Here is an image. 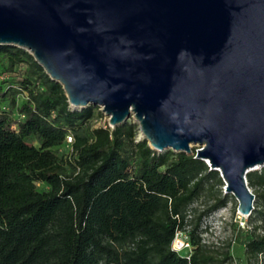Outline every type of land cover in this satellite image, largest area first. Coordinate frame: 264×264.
Here are the masks:
<instances>
[{
  "label": "water",
  "instance_id": "95a60500",
  "mask_svg": "<svg viewBox=\"0 0 264 264\" xmlns=\"http://www.w3.org/2000/svg\"><path fill=\"white\" fill-rule=\"evenodd\" d=\"M0 44L27 49L72 108L149 146L193 152L249 215L264 166V0H0Z\"/></svg>",
  "mask_w": 264,
  "mask_h": 264
},
{
  "label": "trees",
  "instance_id": "16d2710c",
  "mask_svg": "<svg viewBox=\"0 0 264 264\" xmlns=\"http://www.w3.org/2000/svg\"><path fill=\"white\" fill-rule=\"evenodd\" d=\"M102 115L92 103L72 108L61 82L32 53L0 44V264H211L231 258L218 259L197 234L203 216L225 206L228 194L187 227L189 205L211 179L224 185L219 171L195 150L149 146L137 138L136 121L95 125ZM247 174L264 185V166ZM180 230L188 231L189 254L173 247ZM245 250L249 264H264V234L252 232Z\"/></svg>",
  "mask_w": 264,
  "mask_h": 264
},
{
  "label": "rangeland",
  "instance_id": "374dc122",
  "mask_svg": "<svg viewBox=\"0 0 264 264\" xmlns=\"http://www.w3.org/2000/svg\"><path fill=\"white\" fill-rule=\"evenodd\" d=\"M128 120L132 122L136 121L135 117H131ZM107 121L109 122L108 114L103 111V115L96 117L93 122L95 125H101ZM138 132L137 138L139 139L141 136L139 129ZM199 146V144H195L192 149L197 151L196 149ZM261 167L263 166H258L250 171L260 172ZM247 177L249 188L256 194L254 200L255 209H253L251 215L240 216L237 211V199L233 193L224 190V185H221L216 177L211 179L202 194L189 205L188 212L189 219L191 220L187 227L191 228L195 224L199 212L205 209L208 204L212 203L221 194H228V200L225 206H221L203 216L197 233L202 237V241L207 245L209 251L217 256L218 259L223 258L226 253H230L231 255V258L226 261H214L211 264H249V257L245 250V242L251 237V233L254 231L264 234V185L252 182L248 174ZM186 242L190 244L188 245ZM173 247L182 254L190 253L191 241L188 231H177L173 241ZM258 264H263L261 259Z\"/></svg>",
  "mask_w": 264,
  "mask_h": 264
},
{
  "label": "bare ground",
  "instance_id": "6f19581e",
  "mask_svg": "<svg viewBox=\"0 0 264 264\" xmlns=\"http://www.w3.org/2000/svg\"><path fill=\"white\" fill-rule=\"evenodd\" d=\"M258 167V166H257ZM240 214V216H246V214H241L240 212H238Z\"/></svg>",
  "mask_w": 264,
  "mask_h": 264
},
{
  "label": "built area",
  "instance_id": "2783aa9c",
  "mask_svg": "<svg viewBox=\"0 0 264 264\" xmlns=\"http://www.w3.org/2000/svg\"><path fill=\"white\" fill-rule=\"evenodd\" d=\"M188 245L190 244L189 242H186ZM177 250V249H176Z\"/></svg>",
  "mask_w": 264,
  "mask_h": 264
}]
</instances>
